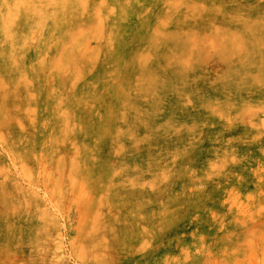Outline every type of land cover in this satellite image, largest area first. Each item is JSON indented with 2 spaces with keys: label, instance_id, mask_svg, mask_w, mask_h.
<instances>
[{
  "label": "rangeland",
  "instance_id": "rangeland-1",
  "mask_svg": "<svg viewBox=\"0 0 264 264\" xmlns=\"http://www.w3.org/2000/svg\"><path fill=\"white\" fill-rule=\"evenodd\" d=\"M1 1L0 264H264V0Z\"/></svg>",
  "mask_w": 264,
  "mask_h": 264
},
{
  "label": "bare ground",
  "instance_id": "bare-ground-1",
  "mask_svg": "<svg viewBox=\"0 0 264 264\" xmlns=\"http://www.w3.org/2000/svg\"><path fill=\"white\" fill-rule=\"evenodd\" d=\"M10 15H11L10 5L6 4L5 9L3 10L2 1L0 0V30L3 28V26L5 24V21H4L5 18L8 19L10 17Z\"/></svg>",
  "mask_w": 264,
  "mask_h": 264
}]
</instances>
